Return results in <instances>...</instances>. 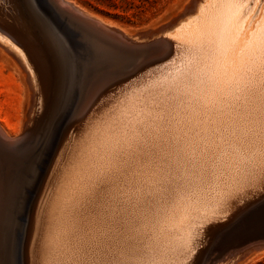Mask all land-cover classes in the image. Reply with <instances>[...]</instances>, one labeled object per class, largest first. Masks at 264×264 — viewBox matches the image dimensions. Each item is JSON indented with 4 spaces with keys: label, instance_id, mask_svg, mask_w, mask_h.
<instances>
[{
    "label": "bare ground",
    "instance_id": "6f19581e",
    "mask_svg": "<svg viewBox=\"0 0 264 264\" xmlns=\"http://www.w3.org/2000/svg\"><path fill=\"white\" fill-rule=\"evenodd\" d=\"M259 1L197 0L183 19L171 24L173 51L161 58L156 72L147 80H163L162 87L165 83L180 86L173 79L178 76L177 71L186 88L183 92L177 88L170 100L159 106L150 105L152 108L143 112L149 114L148 120L166 115V130L161 136H146V145L136 150L126 149L132 141L123 129L99 134L100 120L91 128L95 132L87 138L82 136L85 140L62 170L56 192L49 200L42 264H196L198 245L205 242L207 225L225 219L236 204L263 193L264 156L259 155L264 154V5L258 8ZM82 13L120 30L85 11ZM15 23L0 14V51L13 54L18 68L14 66L28 81L38 108L45 105L37 128L27 134L34 138L49 119L58 74L40 52L41 46L40 50L35 46L36 40ZM176 53L188 57L190 64L178 59L163 71L178 58ZM174 111L172 116L168 113ZM68 132L72 139L73 132ZM125 133L133 138L135 130ZM115 134L120 136L108 138ZM21 140V136L8 135L0 125V161L7 167L22 166L23 155H17L20 150L15 148ZM4 194L5 186L0 190L2 201ZM1 203L0 264H12L4 245L7 219L3 218ZM81 218H92L91 223H85L89 230L80 223ZM51 250L55 256L50 259ZM227 260L226 264H233L235 259Z\"/></svg>",
    "mask_w": 264,
    "mask_h": 264
},
{
    "label": "rangeland",
    "instance_id": "374dc122",
    "mask_svg": "<svg viewBox=\"0 0 264 264\" xmlns=\"http://www.w3.org/2000/svg\"><path fill=\"white\" fill-rule=\"evenodd\" d=\"M196 1L197 0H68L67 2H70L69 4L74 6V8L76 7L78 11L83 9L81 13L85 11L86 13L95 16L106 23L116 26V28L125 31L128 34L138 33L141 35L150 36L161 27H164L168 24H174L177 19H183L184 16L190 12L193 3ZM260 1V4L257 6L258 8L260 5L261 7L264 5V0L261 2ZM141 3L144 4L143 13L138 14L136 13V10L133 9V6L140 5ZM0 4V14L6 17L10 22H16L18 26L22 28V30L27 31V33L33 37L34 41L36 40L34 43L35 46L37 48L41 46L40 49L42 48L43 51L39 48L38 49L40 52H43L42 54L50 60L54 72L56 70L58 71L50 50L39 38L38 34L33 30L32 24H29L28 20L26 19L22 0H1ZM3 51H0V125L4 128L8 135L12 137H22L27 130H33L37 128V122L41 120L44 114L43 112L45 111V105L41 110L38 108L37 102L34 101L35 97L33 93H31L32 91H29L30 85L28 84V81L23 79L24 77L22 78V76L24 75L20 73L18 69H16L17 66L15 65L16 61L14 56L12 57L13 54H11L9 51H4L8 53V55H11L8 56L7 54H4ZM69 52L73 67L71 71H67V73L69 72L68 75L67 73L64 74L61 72L59 74V71H56V75L58 74L57 80L59 82L55 80L57 85L55 100H53V108L52 111L49 112V119L46 121L43 131L39 132V134H37L34 138L31 136H25L26 139L22 138V140L15 147L16 149L20 150L17 155H23V157L22 155L20 156L22 157V166H19V168L7 167L3 161H0V183L2 182L0 185V190L3 191L5 186L6 195L4 194V200L5 202L7 201L5 203L4 200H0V203L2 202L1 207L3 208V218L7 219V221L5 220L7 239L4 237V245L5 248H7L10 252L12 264H19V262L20 264H42L41 260H43L44 256V241L46 240V229L48 222L46 218H48L47 211H49L50 208L49 200L56 192V188L59 185V180L62 176L64 168H67V166L71 163V160L75 157V154H77L79 146L81 143H83L82 141L85 140L82 136L87 138L93 132H95L94 130H91V128H93L94 124L100 120V129L98 131L99 134L111 132L113 129H123L125 136L132 141V143L128 144L126 149H139L142 145H146L144 144L146 143L144 139L146 136H161L166 130L167 124L169 122V118L166 115H158L155 120L153 118L148 120L146 117H148L149 114L143 112H146L148 109L152 108L150 105L159 106L164 101L170 100L177 88H181V92H183L186 88V82L182 78V74L180 75L177 71L176 73L178 76L173 79L180 86L165 83L162 87L163 80L157 82L147 80L151 75L154 74V72H156V65L161 63V59H154L155 61H151L149 64L145 65L143 69H140L137 75L133 77L125 79L122 78L118 81L107 84H99V86H97L98 88L95 87L96 85H94V87H90V84L95 81L94 76L96 73L93 72V76V73L90 72L92 76L90 77L89 74L85 79V82L87 80V83L89 84L87 87H85V83L83 85L84 88H81L82 85L80 80L83 79L84 75L82 76V73H80L81 71L79 69V73L81 74L79 76L78 66L80 60H82V57L86 56V52L80 45L74 48L73 46L69 47ZM176 55L178 58H176L175 61L163 69V71H165L167 68H170L171 65L173 66V64L178 59L181 63L186 62L190 64V59L188 57L179 53H176ZM8 58L12 60H9ZM150 67H153L154 69H151ZM149 69H151V71ZM146 74L148 75L147 78ZM64 80H66V82ZM131 80L135 83L131 82ZM122 82H125L124 85ZM69 86L71 88H69ZM117 87L120 88L117 89ZM88 88L91 91H89ZM65 91H70L71 93ZM84 92L88 95H85ZM89 92H92L93 96ZM80 97L82 98L80 99ZM147 98L151 100V102H148ZM43 100H45V97ZM62 103L63 105L66 103L67 104L63 106ZM61 106L64 108L63 112H61ZM90 111L91 113H89ZM63 113L66 117H64V115L62 116ZM76 113H78L80 117ZM168 113L172 116L176 112L174 111L172 113ZM77 120L79 121L77 122ZM73 124L76 125L74 126ZM124 128H129L128 130L134 129L135 133L133 134L135 137L133 136L132 138L130 137V134L127 135L125 132L128 130H125ZM68 131L73 132L71 137L72 139H70L68 136ZM147 132L150 133L148 134ZM141 134H143V136H141ZM64 135L67 138L64 137ZM115 136L120 135L115 134L108 138L111 139ZM63 139L66 140L64 141ZM94 141L92 144H96ZM66 142L67 145H63ZM61 143L63 144L61 145ZM117 144L124 146L122 142ZM57 154H59V156H56ZM81 154H83V151ZM259 156L263 157L264 154ZM34 157H37L38 160H35ZM27 165L30 167L28 166L29 168H26ZM56 173H59V176ZM14 186L17 188H14ZM259 194L249 197L244 202L236 204V209L234 208L227 215L230 218H227L226 216L225 219L222 218L224 220L220 219L222 221L217 220L207 225L205 242L198 245L197 261L199 262H196V264H226L225 262H228L227 259H235L234 262H232L233 264H264V190L263 193L261 191ZM46 208L48 209L46 210ZM240 208L241 210H239ZM91 219L92 218H81L80 223H82L85 228L89 230V227L86 226L85 223H91ZM10 226H12L13 229ZM212 229L213 231H209ZM81 233L84 234V230H81ZM31 241L34 242V244L31 243ZM260 246L261 249L259 248ZM27 253L30 255L28 254L27 256ZM218 253H223L225 258ZM17 256L20 257V261ZM53 256L55 255H53V250H51L49 258L51 259Z\"/></svg>",
    "mask_w": 264,
    "mask_h": 264
},
{
    "label": "water",
    "instance_id": "95a60500",
    "mask_svg": "<svg viewBox=\"0 0 264 264\" xmlns=\"http://www.w3.org/2000/svg\"><path fill=\"white\" fill-rule=\"evenodd\" d=\"M22 3L26 19L50 50L59 74H66L73 67L69 47L80 45L85 50L86 56L78 66L84 75L82 87L90 72H96L90 87L98 88L99 84L133 77L154 59L173 51L171 24L150 36L129 33L127 37L61 0H22ZM33 130H27L22 138L26 139Z\"/></svg>",
    "mask_w": 264,
    "mask_h": 264
},
{
    "label": "trees",
    "instance_id": "16d2710c",
    "mask_svg": "<svg viewBox=\"0 0 264 264\" xmlns=\"http://www.w3.org/2000/svg\"><path fill=\"white\" fill-rule=\"evenodd\" d=\"M144 4L141 3L140 5H134L133 9L136 10V13L140 14L143 13Z\"/></svg>",
    "mask_w": 264,
    "mask_h": 264
}]
</instances>
